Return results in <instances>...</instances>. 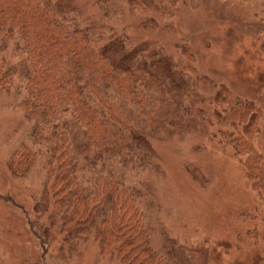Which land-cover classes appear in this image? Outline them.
Segmentation results:
<instances>
[{
    "label": "rangeland",
    "instance_id": "obj_1",
    "mask_svg": "<svg viewBox=\"0 0 264 264\" xmlns=\"http://www.w3.org/2000/svg\"><path fill=\"white\" fill-rule=\"evenodd\" d=\"M48 3L59 15L72 16L101 48L115 50L122 36L149 57L166 55L168 69L176 68L177 74L189 65L196 75L252 101L263 115L253 142L264 153V0H177L172 9L164 4L158 11L144 0ZM2 64L8 82L0 91V264H117L101 252L93 234L66 239L52 209L42 207L41 152L24 175L10 171L8 163L21 146L40 147L31 140L32 124L19 107L23 56L12 41L0 43ZM198 93L205 103L193 111H201L202 118L193 113L183 118L181 134L150 138L151 162L124 180L151 186V197L140 205L155 263L177 264L172 250L183 245L202 249L209 264H261L263 199L250 189L228 142L210 126L211 98Z\"/></svg>",
    "mask_w": 264,
    "mask_h": 264
},
{
    "label": "trees",
    "instance_id": "obj_2",
    "mask_svg": "<svg viewBox=\"0 0 264 264\" xmlns=\"http://www.w3.org/2000/svg\"><path fill=\"white\" fill-rule=\"evenodd\" d=\"M176 1L144 0L155 11L164 4L172 9ZM59 14L48 0H0V43L12 41L23 56L19 107L40 147L21 146L8 167L22 176L41 152V205L52 209L66 239L93 234L117 264H158L140 205L151 197V186L127 184L124 175L151 162L150 138L181 134L183 118L200 116L193 111L205 103L198 89L206 101L211 98L210 126L228 142L250 189L264 202V153L253 142L263 118L258 106L189 65L177 74L166 55L149 57L122 36L115 50L101 48L72 16ZM3 70L2 64L0 91L8 82ZM172 255L177 264H209L195 246L174 245Z\"/></svg>",
    "mask_w": 264,
    "mask_h": 264
}]
</instances>
